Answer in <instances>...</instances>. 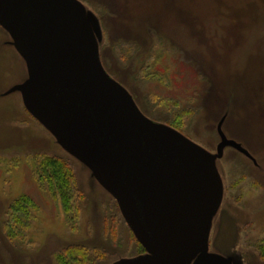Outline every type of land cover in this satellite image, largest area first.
<instances>
[{
    "label": "rangeland",
    "instance_id": "374dc122",
    "mask_svg": "<svg viewBox=\"0 0 264 264\" xmlns=\"http://www.w3.org/2000/svg\"><path fill=\"white\" fill-rule=\"evenodd\" d=\"M79 1L100 36L103 66L147 117L213 153L222 122L227 138L251 154L226 147L217 161L224 197L210 251L264 264V139L258 146L248 131L252 117L264 116V67L253 93L245 83L252 63L264 64V0ZM12 40L0 24V264H113L145 254L117 200L28 111L20 92L9 93L28 78ZM245 104L253 107L245 112ZM48 158L67 161L74 173L64 197L43 170ZM22 197L26 214L15 208Z\"/></svg>",
    "mask_w": 264,
    "mask_h": 264
},
{
    "label": "water",
    "instance_id": "95a60500",
    "mask_svg": "<svg viewBox=\"0 0 264 264\" xmlns=\"http://www.w3.org/2000/svg\"><path fill=\"white\" fill-rule=\"evenodd\" d=\"M0 24L25 60L28 111L118 202L146 253L113 264H238L210 251L224 197L215 153L147 117L103 66L95 24L79 0H0Z\"/></svg>",
    "mask_w": 264,
    "mask_h": 264
},
{
    "label": "bare ground",
    "instance_id": "6f19581e",
    "mask_svg": "<svg viewBox=\"0 0 264 264\" xmlns=\"http://www.w3.org/2000/svg\"><path fill=\"white\" fill-rule=\"evenodd\" d=\"M172 9H173V7H172ZM171 9V10H172ZM175 9V8H174ZM240 14V16H239V19L240 20H242V18H243V14L242 13H239ZM242 17V18H241ZM241 23V22H240ZM236 38L238 37V35L237 36H235ZM260 67H264V64H262L261 62H259V61H256V62H253L252 63V70L254 71L253 73H252V75L249 77V78H247L246 79V81H245V83H246V86H248V91H247V94H250V92L251 93H253V91H255L258 87L257 86H261L262 85V83H263V81H262V79H261V73H262V68L261 69H259ZM255 86V87H254ZM252 88V89H250V88ZM247 88V87H246ZM244 89L242 88V91L241 90H238V93L239 94H244ZM249 101H250V103H252V104H254L253 106H255V108H256V106L257 105H260L259 103H261L260 102V100L259 101H257L256 99H255V97L254 98H252L251 99V97L250 98H247ZM257 102H258V104H257ZM245 106L246 107H244V108H246V109H244L245 110V112H248L249 111V108H251V107H253L252 105H250V104H245ZM251 106V107H250ZM249 107V108H248ZM244 110H242V112L244 113ZM252 110V109H251ZM234 112H236V113H234ZM233 113L235 114V116L238 118V120H239V118H241V116H239L240 114H241V112H239L238 113V109H235V111H234ZM252 113V112H251ZM255 121H252L251 123H250V125H248V131L252 134L251 136L253 137L254 136V139H252V141L254 142L255 141V143L258 145V146H260L261 144H262V139H264V125H263V123H264V116H254V117H252Z\"/></svg>",
    "mask_w": 264,
    "mask_h": 264
},
{
    "label": "trees",
    "instance_id": "16d2710c",
    "mask_svg": "<svg viewBox=\"0 0 264 264\" xmlns=\"http://www.w3.org/2000/svg\"><path fill=\"white\" fill-rule=\"evenodd\" d=\"M43 170L50 181L53 180L57 182V189L63 197L66 195L68 188H74V173L67 161L56 158L45 159ZM25 204H28V200L22 197L15 208L17 211H22L26 214Z\"/></svg>",
    "mask_w": 264,
    "mask_h": 264
}]
</instances>
